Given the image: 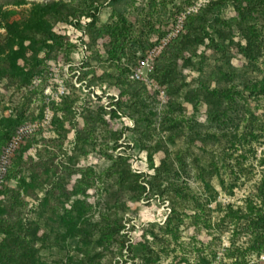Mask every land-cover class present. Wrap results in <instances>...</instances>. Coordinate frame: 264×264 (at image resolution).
Segmentation results:
<instances>
[{
    "label": "trees",
    "instance_id": "16d2710c",
    "mask_svg": "<svg viewBox=\"0 0 264 264\" xmlns=\"http://www.w3.org/2000/svg\"><path fill=\"white\" fill-rule=\"evenodd\" d=\"M135 1L110 0L108 7L112 10V22L98 27L101 6L94 7L91 0L82 1L78 7L77 2L73 5L54 0L33 3L24 14L14 8L31 4L27 0H0V27L7 30L5 41L0 38V80L7 79L8 86L18 81L16 85L19 89L33 88L28 91V104L32 97L43 96L37 115L29 116L26 110L18 108L9 118L0 116V160L21 127L28 123L39 124L46 114L43 91L49 87L50 79L53 80L47 63L61 57L70 61L75 48L61 29L62 24L69 23L70 17L79 18L85 13L91 18L89 23L76 24L80 29L82 25L85 26L80 31L88 59L101 61L100 55L92 47L98 40H103L107 63L117 70L116 74H97L95 70H88L82 73L83 77L92 73L91 84H107L119 95L117 101L110 103V107H113L110 110L107 106H100L95 111L83 110V127L74 122L76 112L73 105L76 99L73 96H63L58 103L54 100L50 104L54 118L49 129L56 132L59 138L53 140V147L57 146L61 151L62 142L71 132L76 133L75 148L67 155L66 163L60 161V164H55V153L47 146L37 150L36 158L29 154L33 147L38 146L40 139H44V129L41 127L22 137L9 159L0 184V264H115L117 258L123 257L125 249L132 253V259L141 258L142 264L158 263L160 255L145 240V233L133 243L126 234H122L127 209L125 197L140 199L146 189L139 184V177L131 173L126 159L106 155L112 164L99 174L92 167L78 166L81 157H87L97 148L95 134L99 128L106 133V139L100 144L103 153L109 147L110 140L118 142L121 137L118 127L107 136L109 125L106 117H118L121 111L135 119L137 140L141 149L149 152L150 166L156 172L151 182L152 190L170 199L172 214L164 233L172 235L177 241L179 225L184 220L177 207L179 201L188 199L190 194L185 191V184L173 182L180 180L181 174L175 168L163 139L151 146L144 143V139L155 136L156 130L152 126L158 113L147 104L148 84L132 79V75L138 61L148 54L156 42H143L127 17V9L133 7ZM155 1L149 0L150 14ZM230 5L234 8L235 17L224 20L221 13ZM19 15L20 19H15ZM261 20L264 21V0H212L198 12L187 16L185 34L180 33L162 50L149 75L158 87L167 86L164 91L168 93V110L162 119L161 130L175 132L168 136V141H175L178 135L175 128L178 129L183 121L175 115L176 110H184L177 98L182 97L196 111L200 105H205L204 115L209 124L190 119L188 133L184 131L187 143L189 146L198 145L200 150L206 152L209 141L219 143L222 146L221 159L225 163L235 159L242 175L248 171L243 165L246 158L241 154L235 156L238 146L244 145L247 152L256 154L254 143L264 138V124L261 122L264 115L255 113L250 105L252 100L264 95V24ZM234 27L240 41H235ZM201 46L205 47V51L198 55ZM42 53L45 56L41 59ZM238 55L246 60V65L241 68L232 63ZM129 56V64L122 63ZM195 57L197 62H193ZM210 57L216 64L206 70ZM179 63H182V67L191 66L200 73L199 78L193 80V85L186 84L185 78L181 77ZM82 64L83 69L89 67L88 62ZM259 74H263L262 78H259ZM37 80L40 85L35 88ZM153 92L159 95L157 90ZM58 113L62 115L59 117ZM242 124L244 131L240 134ZM158 153H163V157L159 167H155L153 156ZM182 155L183 151L178 150L175 158L181 170L186 172L187 163ZM259 163L264 167V149ZM211 164L219 172L217 163L212 160ZM201 171L199 177L209 197L201 204L199 198L192 197L196 198L198 208L194 224L198 227L202 224L210 230L212 226L207 218L211 213L209 203L215 200L216 193L204 176L205 170ZM231 173L237 183L239 178L234 167ZM91 189H96L98 195L94 205L88 201ZM40 192H43L41 197ZM254 196L260 200V204L248 199L244 209L230 206L216 225L221 234L234 225L230 247L226 249L231 264H247L250 254L259 256L264 253V177ZM28 198L36 200V205H31ZM216 208L221 209L218 204ZM151 234L155 235L153 232ZM241 236L251 238L246 247L235 246L236 239ZM214 241L220 242V237ZM202 243L197 250L196 264H212L217 253L210 250L207 254L211 247ZM180 261L188 263L186 259Z\"/></svg>",
    "mask_w": 264,
    "mask_h": 264
},
{
    "label": "rangeland",
    "instance_id": "374dc122",
    "mask_svg": "<svg viewBox=\"0 0 264 264\" xmlns=\"http://www.w3.org/2000/svg\"><path fill=\"white\" fill-rule=\"evenodd\" d=\"M31 4L14 8L19 13L29 11L33 3H41L49 0H27ZM57 2H63L67 5H73L77 2L78 5L85 0H54ZM94 7L101 6L100 12L98 14L97 26L102 27L105 24L112 22L111 13L112 10L108 7L110 0H91ZM212 0H156L154 4V9L152 14L148 13L149 10V0H136L133 7H129L127 10V17L131 22H133L136 34L140 35V39L145 43H155L159 38H163L168 32H170L176 24L183 21V31L180 33L185 34L184 23L190 14L198 12L200 9L204 8ZM83 3V2H82ZM75 5V6H76ZM12 9L13 7H9ZM136 8V9H135ZM142 9H144L142 12ZM151 17V18H150ZM221 17L224 20H229L235 17V11L232 5L225 8ZM15 19H20V15L15 17ZM116 18L114 19V21ZM81 22L89 23L91 18L85 13L80 15L79 18L70 17L69 23L61 27L62 31H65V36L68 37L70 44L75 47L72 50L70 61H67L65 57H61L59 60H51L47 63L48 67L51 69L53 80L50 79L49 87L44 88L43 94L45 96V116L39 121V124H26L22 127L38 126L35 130L29 132L28 134L36 131L41 127L44 129V139H40L38 146L33 147L29 154L36 158L37 150L40 148L48 147L55 153L56 159L55 164H60V161L67 162V155L73 152L75 148V131L71 132L67 139L62 142L61 151L58 147H53L55 144L53 140L59 139L56 132L50 130L51 121L54 118V111L51 108V103L59 102L58 100L63 96H73L75 103L73 105V110L75 113V123H78L80 127L84 126L83 118L81 112L83 110L91 109L98 110L100 106L109 107L108 110L112 109L110 107L111 102L118 100L119 95L116 93L112 87L100 84H91V79L93 74L90 73L86 78L83 77V72L88 70H95L97 74H102L104 72L116 74V68L112 67L111 64L107 63V55L104 50L103 40H98L96 45L92 47L93 51H97L101 57V61L96 59L89 60L87 56V51L85 44L81 42L82 32L80 30L85 29L82 25L80 29L77 25H81ZM264 24V21L261 20ZM71 23V24H70ZM77 24V25H76ZM234 34L236 35L235 41H240L241 38L238 36V31L236 27L233 28ZM140 32H144L143 35ZM178 33L177 36L180 34ZM164 35V36H163ZM7 36V30L0 27V38L5 41L4 38ZM142 36V37H141ZM163 36V37H162ZM175 36V38L177 37ZM84 37V36H83ZM208 42V41H206ZM140 48L138 47L139 51ZM205 51V47H199L197 52L200 55ZM138 53V52H137ZM131 52L129 53V55ZM138 55H142L139 53ZM137 55V57H138ZM45 56L44 53L40 55L42 59ZM132 56V55H131ZM130 56L122 60V63L129 64ZM129 59V60H128ZM197 57L194 58L193 62H197ZM136 61V60H135ZM83 62H88L89 67L83 69ZM261 62V60H260ZM232 63L234 66L241 68L246 65V60L241 56H236ZM182 63H179L178 71L181 73V77L185 78L186 84H194L193 80L199 78L200 73L196 71L193 67H182ZM216 62L213 57H210L207 61L206 70H209L215 66ZM154 69V64H153ZM257 73H254L256 75ZM263 74H259V78H262ZM51 77V78H52ZM149 81H153L148 77L145 81L148 85L147 91L149 98L147 99V104L150 105L155 112L158 113L157 117L154 118V124L152 126L155 136L150 139H144V143L147 145H152L159 139H163L168 152L171 153V159L174 162L175 168L181 174L180 180H173L179 184H185V191L189 192L188 199H182L179 201L178 211L183 216V222L179 225L178 239L164 233L166 229V224L168 218L172 214V204L167 195L161 197L157 192H154L151 188L152 178L155 175V168L150 166L149 152L147 150L141 149V144L139 143L138 134L136 133V121L129 115L123 113L122 111L118 113V117L110 118L106 117L108 122L107 136L109 132L114 128L118 127L119 132H121V137L117 143L113 140L109 141V147L104 150L100 146L101 142L106 139V133L104 129L99 128L95 134V140L97 142V148L90 152L87 157H81L78 162L79 167H92L97 174L110 166L112 162H109L107 156L113 155L114 158H125L126 164L133 175L139 177L138 182L143 187H145V193L140 199H131L130 197H125L127 209L124 213L123 224L125 229L122 234H126L130 239V242H135L138 238L145 233L146 241L149 245L160 255V259L157 264H175L181 262L180 259L188 260V263L181 262L179 264H196L198 261V249L202 247V242L211 248L210 250L216 251V258L213 260L212 264L221 262L223 264H231L232 260L227 256V251L230 247V239L232 238L233 224L230 225L225 230L224 233H220V230L216 228V225L222 220L225 215L227 208L230 206L234 209L245 208L246 200L252 199L253 202L260 204V200L254 195L257 193V187L261 183L264 177V167L259 163L262 151L264 149V138L258 143H254V149H256V154H252L250 151H246L247 148L244 145L238 146L235 156L243 155L246 160L243 165L247 169V173L242 175L239 168L237 167V161L235 159L227 160L225 163L221 159L220 152L222 146L218 143H214L213 140L208 142V151H202L199 149L198 145H191L187 143L186 135L184 131L188 133L187 127L188 123H191L190 119L195 121L209 124L204 115L206 111L205 105H200L198 111H196L193 105L184 101L182 97L177 98L179 104H181L184 110H176L175 115L178 116V120H183L180 122L178 132L175 137L174 142L168 141V136L174 134L175 132L162 131V119L168 110L167 96L168 93L164 91L167 86H162L161 88L165 95L163 97L160 94L156 95L153 90H156L153 86L150 87ZM18 81L14 84L8 86L7 79L3 78L0 80V116L9 118L15 114L16 110L20 108L27 111L29 116L37 115L41 107V101L43 96L40 95L32 97V101L28 104L27 98L29 97L28 91L33 88H18L16 85ZM54 86H53V84ZM180 84V82H179ZM40 85V81H36L34 87ZM63 86L64 93L59 95L58 88ZM214 87V84H213ZM167 91V90H166ZM153 94V95H152ZM151 96V99H150ZM114 99V100H113ZM56 103V104H57ZM243 104V103H241ZM251 108L255 113L264 115V95L260 96L258 100H252L250 102ZM116 107V106H115ZM19 108V109H18ZM59 117L62 113H58ZM48 119V120H46ZM46 120V125L41 126ZM261 122L264 124V116L261 118ZM183 133H180L182 132ZM244 131V125L240 127V134ZM109 137V136H108ZM150 137V136H149ZM262 143V145H260ZM199 144V143H198ZM216 144V145H215ZM99 145V146H98ZM246 149V150H245ZM253 149V150H254ZM178 150L183 151V158L187 163V170L184 172L181 170L179 163L176 161L175 154ZM44 154H46L44 152ZM107 155V156H106ZM163 153H158L153 156L155 167H159ZM240 158V157H239ZM215 161L218 166V171L212 167L211 161ZM240 161V160H239ZM234 167V172L237 175V183H235V176L231 173V168ZM201 169L205 170V178L209 181L210 186L214 189L216 193V198L214 201L209 203V208L211 213L207 218L209 219L212 228L204 227L202 224L200 227L194 224V216L198 212L196 205V198L200 199V203H205V199L209 197L208 193H205V186L203 181L200 179L199 174L202 172ZM224 182V184H223ZM14 185L15 183H10ZM166 184H164L165 186ZM39 196H43V192L38 193ZM90 197L88 201L94 205L97 202V192L96 189H91L89 191ZM196 197L193 199L192 197ZM31 205H36L37 201L34 199H27ZM217 204L221 209H217ZM31 206H29L30 209ZM97 216V215H96ZM153 232L155 235L151 234ZM220 237V242L214 241L215 238ZM251 238L249 236H241L236 239V247H246L250 244ZM115 247H113L114 249ZM164 249L166 252H164ZM205 253V254H206ZM123 257L117 258L115 264H142V259L136 257L132 259V253L128 250L123 251ZM256 254H250L248 261ZM178 264V263H177Z\"/></svg>",
    "mask_w": 264,
    "mask_h": 264
},
{
    "label": "built area",
    "instance_id": "2783aa9c",
    "mask_svg": "<svg viewBox=\"0 0 264 264\" xmlns=\"http://www.w3.org/2000/svg\"><path fill=\"white\" fill-rule=\"evenodd\" d=\"M183 21H180L176 26L168 32L163 38L156 41L155 46L148 52V54L138 61V66L134 69L132 79L139 81H147L149 75L153 71V64L156 58L162 53V50L169 45L172 39L177 36L178 33L183 31ZM62 34L65 35V31H62ZM150 86H153L160 94L161 97L165 95V92L161 90L154 82L149 81ZM59 95L64 93L63 86L58 88ZM48 120V119H46ZM46 120L42 123V127L46 125ZM38 126H29V127H21L16 136L12 139V142L5 148L1 160H0V184L2 183L4 174L6 173L7 165L9 164V159L11 158L15 148H17L18 144L22 140V137L25 134L35 130ZM216 264H223L220 261ZM247 264H264V253L259 256H253Z\"/></svg>",
    "mask_w": 264,
    "mask_h": 264
}]
</instances>
